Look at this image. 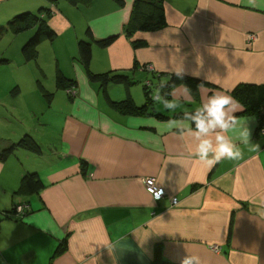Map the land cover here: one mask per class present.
I'll return each mask as SVG.
<instances>
[{"label": "crops", "instance_id": "crops-1", "mask_svg": "<svg viewBox=\"0 0 264 264\" xmlns=\"http://www.w3.org/2000/svg\"><path fill=\"white\" fill-rule=\"evenodd\" d=\"M122 2L0 0L1 36L26 43L37 24L13 33L8 23L28 12H39L54 33L40 44L54 48L66 36L47 53L56 71L38 65L45 79L33 70L23 85L0 68V157L26 137L0 158V264H182L187 255L201 264H264V102L245 112L234 95L239 86L264 85V0H165L167 25L133 36L125 26L135 0ZM111 36V44L98 45ZM80 39L92 42L90 71L132 82L91 81L78 59ZM40 44L20 52L38 55ZM179 71L190 81L169 84ZM68 86L73 96L63 92ZM147 90L152 104L144 114L110 102L145 106ZM214 93L242 105L236 116L250 143L238 144L240 159L209 168L189 136L165 126ZM157 94L180 106L166 110ZM29 174L40 181L33 193L20 188ZM149 179L164 190L158 200L147 191Z\"/></svg>", "mask_w": 264, "mask_h": 264}, {"label": "trees", "instance_id": "trees-1", "mask_svg": "<svg viewBox=\"0 0 264 264\" xmlns=\"http://www.w3.org/2000/svg\"><path fill=\"white\" fill-rule=\"evenodd\" d=\"M119 5H122V0H115ZM165 0H135L131 17L125 26V33L128 36H133L136 32L153 31L163 28L167 25V19L164 9ZM30 24H37V30L35 34L30 37L23 46L24 52H32L42 41V39L52 40L54 33L48 28L45 20L40 18V13H22L12 18L8 23V28L13 33H19L25 31ZM2 29H0L1 32ZM2 32L0 33V35ZM115 39V36H111L107 39L98 41V45L105 47L111 44ZM137 46L141 45L140 42L135 43ZM79 61L86 68L89 73L90 79L93 82L100 83L102 86L108 84L120 85L131 83L132 80L125 74H111L102 73L95 74L90 71V64L92 60V42L86 39H80L78 42ZM3 59H0V62ZM180 78L183 82H189V78L185 76H174L169 84H174L176 80ZM62 82V78L58 79ZM167 84V85H169ZM165 85V86H167ZM168 87V86H167ZM148 103L145 106H137L130 99L123 101H110L111 104L117 107L121 112L125 114H144L147 113L148 106L152 104V99L148 95ZM234 95L243 104L245 112H255L264 102V85H249L245 84L237 87L234 90ZM264 117L261 118V122ZM26 142V137L21 139L18 144H13L11 147L5 149L1 154V159H5L16 147V145H23ZM86 170V168H85ZM83 170V171H85ZM40 181L37 179L36 174H29L23 177L21 181V189H25L29 193H33L38 190ZM16 210V207H15Z\"/></svg>", "mask_w": 264, "mask_h": 264}, {"label": "clouds", "instance_id": "clouds-1", "mask_svg": "<svg viewBox=\"0 0 264 264\" xmlns=\"http://www.w3.org/2000/svg\"><path fill=\"white\" fill-rule=\"evenodd\" d=\"M176 74L179 76L181 71ZM153 99L170 112L180 106L178 100L170 101L159 94ZM186 102H191L190 97H186ZM241 109L242 105L232 95L214 93L193 111L185 112L183 121L169 120L165 130L181 129L182 135L189 136L195 144V155L211 168L225 159H240L242 151L238 144L250 143L248 127L236 116ZM182 264H201L200 257L187 255Z\"/></svg>", "mask_w": 264, "mask_h": 264}, {"label": "rangeland", "instance_id": "rangeland-1", "mask_svg": "<svg viewBox=\"0 0 264 264\" xmlns=\"http://www.w3.org/2000/svg\"><path fill=\"white\" fill-rule=\"evenodd\" d=\"M6 32H4L3 36L0 35V37L2 38L0 41V52L3 51L5 54V59H3L0 62V68H4L6 69V71H2L3 72V76L2 77H10L12 76V74H16L17 76L20 77L21 82L23 85H26L27 83H29V81H33V78L30 77V73L36 70H38V76L37 79L39 78V76H41L43 79H45L44 75L41 74V68H38L39 66H43L45 72H50L53 74V70L56 69V65L57 62L55 59L52 58L51 55H48L49 53H52V51L54 50V48L56 49V47H58L60 45V41L62 39H64L66 36H63L62 38L58 39L57 41H55L54 43V48L51 45V42L48 40H45L44 42H42V44H40V46L38 47V55L34 54L33 57L30 56H24L21 54L22 52V48L24 46L25 41H22V39H19L16 37V35L13 34H7L5 35ZM25 39V38H24ZM21 51V52H20ZM48 53V54H47ZM38 56V57H37ZM63 65L68 66V59L64 56L61 59ZM75 64H78V62H75ZM56 71V70H55ZM50 76V80L51 77L53 75H49ZM41 82V81H40ZM66 84L68 85V81H66ZM140 89L142 90V85H139ZM24 93H28L26 90L23 89ZM64 93H69L68 95H71L74 93V91L68 86V88L63 89ZM49 93V92H48ZM71 93V94H70ZM62 91H58L57 93V99L62 100L64 97L62 96ZM73 96V95H71ZM47 97V96H45ZM70 97V96H69ZM70 100V99H68ZM41 107V106H40ZM39 109V108H38ZM43 110V109H40ZM42 114H39V116L41 117ZM45 115V114H44Z\"/></svg>", "mask_w": 264, "mask_h": 264}, {"label": "built area", "instance_id": "built-area-1", "mask_svg": "<svg viewBox=\"0 0 264 264\" xmlns=\"http://www.w3.org/2000/svg\"><path fill=\"white\" fill-rule=\"evenodd\" d=\"M146 70H151V66H145ZM259 132L264 133V120L259 124ZM147 191L153 195V197L158 200L164 195L163 189H158L154 185V181L152 179L147 180ZM19 212L25 211V206H19L16 208Z\"/></svg>", "mask_w": 264, "mask_h": 264}]
</instances>
